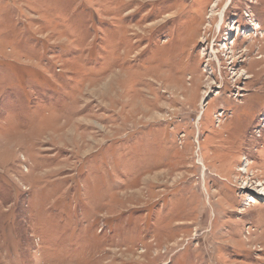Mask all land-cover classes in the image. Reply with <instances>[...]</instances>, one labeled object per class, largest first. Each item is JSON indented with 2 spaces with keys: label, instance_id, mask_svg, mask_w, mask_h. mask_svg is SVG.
<instances>
[{
  "label": "rangeland",
  "instance_id": "374dc122",
  "mask_svg": "<svg viewBox=\"0 0 264 264\" xmlns=\"http://www.w3.org/2000/svg\"><path fill=\"white\" fill-rule=\"evenodd\" d=\"M0 264H264V0H0Z\"/></svg>",
  "mask_w": 264,
  "mask_h": 264
},
{
  "label": "bare ground",
  "instance_id": "6f19581e",
  "mask_svg": "<svg viewBox=\"0 0 264 264\" xmlns=\"http://www.w3.org/2000/svg\"><path fill=\"white\" fill-rule=\"evenodd\" d=\"M119 126H120V129H124L125 126H126L125 121L121 119V122H120Z\"/></svg>",
  "mask_w": 264,
  "mask_h": 264
}]
</instances>
